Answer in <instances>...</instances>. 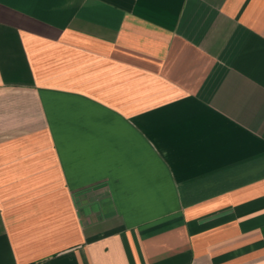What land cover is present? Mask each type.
<instances>
[{"label":"crops","instance_id":"1","mask_svg":"<svg viewBox=\"0 0 264 264\" xmlns=\"http://www.w3.org/2000/svg\"><path fill=\"white\" fill-rule=\"evenodd\" d=\"M0 264H264V0H0Z\"/></svg>","mask_w":264,"mask_h":264}]
</instances>
